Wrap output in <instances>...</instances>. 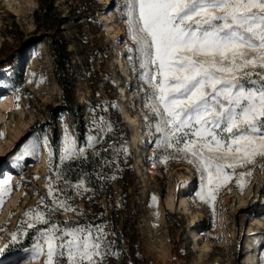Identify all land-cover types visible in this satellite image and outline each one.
Returning <instances> with one entry per match:
<instances>
[{
  "label": "rangeland",
  "instance_id": "374dc122",
  "mask_svg": "<svg viewBox=\"0 0 264 264\" xmlns=\"http://www.w3.org/2000/svg\"><path fill=\"white\" fill-rule=\"evenodd\" d=\"M23 1L31 12L21 17L9 12L4 1L0 0V83H3L0 114L5 98H15L14 110L6 113L7 120L0 128L11 117L18 120L19 109L23 110L27 120H32L20 141L5 147L0 155V181L8 182L0 205V217L9 202L18 197L10 210V217L22 209L16 225L19 221L21 226L26 224L29 218L24 216L25 211L40 204L41 197L47 193L46 185L51 175L44 138L47 137L53 151L55 139L61 147L65 133L71 135L72 119L59 107L62 89L54 75L48 44L52 34H63L71 53L74 92L81 105V115L95 128L94 134L86 135L87 141L89 136L98 135L99 120L103 117L111 125L119 120L123 122L130 146L131 130L122 117L124 106L138 114L139 128L143 133L140 141L141 172L135 168L136 157L129 147L134 172L128 177L127 191L123 190L120 181H116L114 199L122 208L129 202L137 215V241L143 255L141 264H243L247 253L245 243L255 235L249 231H255L257 227L261 231L259 264H264V169L254 166L253 175L243 190L235 181L230 182L221 188L215 201L205 203L199 196L201 176L193 165L180 159H171L166 164L161 162L164 152L156 147L157 137L149 131L143 119L146 114L144 85L138 64L134 69V61L129 60L133 53L129 51L132 42L124 0H111L110 7L116 26L123 30L122 37L116 40V48L127 66L128 76L123 74L104 33L101 21L104 4L99 0H54L55 12L61 18L59 25L56 18L41 16L38 0ZM35 11L39 14L36 15ZM36 16L41 18L39 22ZM48 65H51L52 72ZM122 86L126 90L123 106L119 102ZM99 98L106 101L107 113L98 117L93 106ZM112 103L117 107L116 111L110 108ZM94 121L97 124L94 125ZM145 132L148 138H144ZM32 136H35L37 151L26 156L23 146ZM71 136L78 145L75 132ZM44 153L47 155L45 165ZM146 192L148 198L144 200ZM182 197L186 200V210L179 207ZM100 202L105 208H111L108 198H101ZM169 203L178 206L169 210ZM159 205L165 212L162 219L157 212ZM70 215V212H62L64 218ZM10 217L0 219V238H5L4 244H9L11 233H16L15 225L6 234ZM125 242L129 244L130 240L125 237ZM31 247L14 249L9 246L0 255V264L31 263L34 260Z\"/></svg>",
  "mask_w": 264,
  "mask_h": 264
},
{
  "label": "snow or ice",
  "instance_id": "6c2138e0",
  "mask_svg": "<svg viewBox=\"0 0 264 264\" xmlns=\"http://www.w3.org/2000/svg\"><path fill=\"white\" fill-rule=\"evenodd\" d=\"M124 4L133 53L129 60L134 69L138 64L144 85L143 119L157 137L156 147L164 152L161 162L180 159L193 165L201 176L199 196L205 203L215 201L230 182L243 190L254 166L264 169V0ZM99 125L100 134L89 136L87 147H79L65 133L61 165L101 155L95 146L113 127L103 117ZM43 144L51 171L53 151L47 137ZM120 150L127 151L124 146ZM36 151L34 144L25 154ZM59 182L77 195L89 191L84 178L71 184L55 166V176L46 185L51 202L41 197L42 208L24 213L29 218L26 227L38 232L34 258L42 257V264H104L111 250L103 227L67 222L61 226L51 220L54 212L78 211L56 187ZM7 189L8 182L0 181V205ZM18 237L11 233L9 244L0 245V255Z\"/></svg>",
  "mask_w": 264,
  "mask_h": 264
},
{
  "label": "trees",
  "instance_id": "16d2710c",
  "mask_svg": "<svg viewBox=\"0 0 264 264\" xmlns=\"http://www.w3.org/2000/svg\"><path fill=\"white\" fill-rule=\"evenodd\" d=\"M42 8V17H54L58 25L61 22L59 13L55 12L54 0H38ZM38 15L39 12L35 11ZM36 21H40L39 16L35 17ZM49 51L52 59V65L56 81L62 89L60 110H64L72 119V127L76 134L79 147H87V134H94L95 128L92 123L86 122L81 115V105L75 97L73 84V66L71 63V53L68 49L67 42L63 34H52L49 40ZM100 106L95 103L94 111L96 116H103L107 113L106 101L102 98L97 100ZM112 110L116 111L117 107L112 103ZM50 113L53 112L49 108ZM111 132L103 133L100 143L95 148L101 153L99 157L89 158L84 161H65L63 165L59 162L58 141L55 139L53 146V170L51 177L55 176V166H59L64 176L71 184H76L81 178L86 180L87 192H81L77 195L71 188H65L63 182L56 184V187L63 190V196L69 198V203L77 212H71L67 218L62 216L63 210L54 212L51 220L63 226L67 223H79L81 225H96L103 227L107 232V241L110 243L111 254L107 255L104 264H141L143 255L140 243L137 241V215L132 210L129 202L126 207H119L114 199L115 183L121 182L124 191L128 188V177L134 172L131 162L132 152L128 146L126 133L122 121L114 122ZM100 132L98 133V135ZM109 145H113L109 148ZM121 146L126 147L127 151H121ZM105 149H108L105 151ZM91 151V149H89ZM103 177L101 179L100 177ZM47 203L50 198L47 193L44 194ZM101 198L111 200V208H105L100 202ZM82 203V205H81ZM43 207L37 205V207ZM131 215L127 216V212ZM126 213V214H125ZM125 220V221H124ZM128 220V221H127ZM43 227L38 225L37 228ZM16 233H19L18 241L10 245L14 249L31 247L38 237L36 229H28L25 225L21 226L19 221L16 225ZM125 237L130 243L125 242Z\"/></svg>",
  "mask_w": 264,
  "mask_h": 264
},
{
  "label": "bare ground",
  "instance_id": "6f19581e",
  "mask_svg": "<svg viewBox=\"0 0 264 264\" xmlns=\"http://www.w3.org/2000/svg\"><path fill=\"white\" fill-rule=\"evenodd\" d=\"M3 1H4V4L7 6V10L17 16L24 17L26 13L31 12L30 10L25 8L24 6L25 3L23 0H3ZM99 2H101V4L102 3L104 4V6L101 7V11H102L101 21L103 23L104 33L107 36L106 38H108L110 41L112 52L116 54L117 56V60L120 64L123 74L128 76L129 72H128L127 66L123 64L124 62H122L119 56L120 52L116 48V40L122 37L123 30L120 29L118 26H116L114 16H113V11L110 7L111 0H99ZM105 10L106 12H103ZM107 10H110V11H107ZM48 68L50 69V72L53 71L51 65H48ZM1 88H3V83H0V89ZM125 97H126V90H125V87L122 86V92L119 97V102L121 103L120 104L121 106H123L122 103ZM14 104H15V98L11 96H8L5 98L4 102L1 105L0 126L7 120L6 113L14 110ZM19 113H20V117L18 120H15L11 117V119L7 123H5V125L2 128H0V139H2L0 143V155L3 153L5 147L11 146L19 142L23 132L27 130L32 123V120L26 119L25 113L23 112L22 109H19ZM122 117H123L124 123L127 125L126 127L130 128L131 130L130 147H131V151L136 157L135 168L139 172H141L140 141L143 137V133L141 129L139 128L140 120L138 118V114L132 109L126 108L124 106V114ZM70 132H71V135L74 134L73 128H71ZM144 138H148V135L146 132L144 134ZM34 143H35V136H32L28 141L24 143V146H23L24 151L29 146L34 145ZM141 143L145 144V141H142ZM26 156H29V155H26ZM46 160H47V155L46 153H44L43 155L44 165L46 163ZM180 179L183 180V177H180ZM18 194L20 196V193ZM143 196H145L144 200H146L148 198L147 192ZM154 197L156 196L154 195ZM17 198L18 197L13 198L9 202V204L6 206V208L4 209L3 215H1L0 217L1 220L8 219L10 217V210L15 205ZM168 205H169L168 207L169 210H172V209L174 210L176 206H178L172 203H169ZM179 207L186 210V200L183 197L180 199ZM21 211L22 209H18L16 213L14 214V216L10 217L11 224L8 227L6 234H8L13 229V227L16 225L17 219L19 215L21 214ZM157 212H158V216L161 219L164 218L165 212L162 206L159 205ZM259 223L261 224L260 221ZM258 228L259 227H257L255 231H252V230L249 231V233L253 232L255 233V235L249 238V240H247L245 243L246 244L245 249L247 253L243 260V264H259L260 256L258 254V246L261 242V236H260L261 231L258 230ZM197 238H198V235H196V239ZM4 243H5V238L4 237L0 238V244H4ZM31 249H32V255H33V246L31 247ZM42 261H43L42 257H35L34 260L29 264H42Z\"/></svg>",
  "mask_w": 264,
  "mask_h": 264
},
{
  "label": "built area",
  "instance_id": "2783aa9c",
  "mask_svg": "<svg viewBox=\"0 0 264 264\" xmlns=\"http://www.w3.org/2000/svg\"><path fill=\"white\" fill-rule=\"evenodd\" d=\"M147 140H148V139H147ZM147 140H146V141H147Z\"/></svg>",
  "mask_w": 264,
  "mask_h": 264
},
{
  "label": "water",
  "instance_id": "95a60500",
  "mask_svg": "<svg viewBox=\"0 0 264 264\" xmlns=\"http://www.w3.org/2000/svg\"><path fill=\"white\" fill-rule=\"evenodd\" d=\"M130 147V146H129Z\"/></svg>",
  "mask_w": 264,
  "mask_h": 264
}]
</instances>
